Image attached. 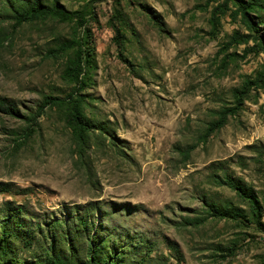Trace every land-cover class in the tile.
I'll use <instances>...</instances> for the list:
<instances>
[{"label":"rangeland","instance_id":"rangeland-1","mask_svg":"<svg viewBox=\"0 0 264 264\" xmlns=\"http://www.w3.org/2000/svg\"><path fill=\"white\" fill-rule=\"evenodd\" d=\"M58 1L71 19L0 15V95L18 106L0 111V181L13 186L0 191V227L18 215L30 240L12 239L19 264H41L51 243L86 264L91 236L116 264H264V87L206 131L262 68L264 49H246L258 40L229 39L264 40V2L251 30L241 0ZM65 40L74 47L57 53ZM76 48L84 110L106 126L83 142L65 105L34 117L44 95L74 87L63 70ZM212 170L250 185L258 213ZM212 200L243 214L213 215Z\"/></svg>","mask_w":264,"mask_h":264},{"label":"trees","instance_id":"trees-1","mask_svg":"<svg viewBox=\"0 0 264 264\" xmlns=\"http://www.w3.org/2000/svg\"><path fill=\"white\" fill-rule=\"evenodd\" d=\"M263 2L264 0H241L238 3V10L241 13L242 20L251 30L255 29L256 25L249 13L250 11H254L257 7L262 6ZM2 3L3 5L0 7V15L11 13L17 21H29L48 16H55L60 19H71L72 15L76 12L65 9L58 0H52L49 4L44 3L41 0H3ZM116 35H119L118 29ZM250 38H254L258 40V42H256V46H247V50H254L257 47L264 49V40L258 35H251L250 32H241L235 29L229 40L230 43L247 42ZM73 47L74 42L65 40L59 45L57 53ZM84 50L85 49L82 50V48H76L74 55L67 60L63 70L64 76L75 82L71 91L67 92L64 96L51 94L44 95L42 102L37 107L34 114L35 117V115L41 113L46 105H65L68 109V112L66 113L67 119L74 126L76 135L82 142L86 140L89 132L94 129L99 128L100 130H104L106 128L102 123L94 122V120L87 116L84 110L85 97L84 93L80 91L82 87L80 73L84 68V62H82V54ZM252 87H264V63L262 64V68L258 69L253 76L246 75L241 87H235L233 89L234 103L232 105L221 107L218 111V118L209 123L206 131L210 133L221 127L227 121L228 115L234 114L241 107L243 100L247 97L249 89ZM17 110L18 106L14 99L0 95V111L15 113ZM34 117L28 116L27 118L32 119ZM254 147L258 152H261V144L255 145ZM209 176L211 180L217 184H224L232 188L242 199L248 201L250 206L255 210V213H258V196L254 189L246 184L244 180L231 173H227L226 171L218 173L217 170H212ZM12 189L13 186L11 182L0 181V191H9ZM208 208L213 215L221 217L236 218L243 214L241 208L238 206L223 204L217 200L209 202ZM17 216L16 213H13L11 216H6L1 224L0 264H19L16 254L13 253V238L21 239L25 244H30V240L24 233L25 230L21 229L22 224ZM10 220H13V224H11L12 226L9 224ZM94 239V236H91V241H89V252L86 256L85 263L116 264V261H114L116 256L112 252V254H109L108 252L101 254L100 246L93 245ZM45 253L46 255L42 258L41 264H73L77 259V256L72 253V250H70V253L66 254L62 249H56L53 243L46 248Z\"/></svg>","mask_w":264,"mask_h":264}]
</instances>
